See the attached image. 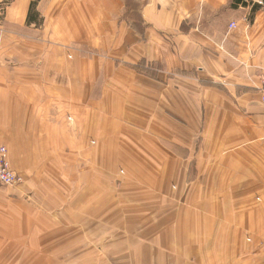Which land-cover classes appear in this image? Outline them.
<instances>
[{"label":"crops","instance_id":"0c3cea01","mask_svg":"<svg viewBox=\"0 0 264 264\" xmlns=\"http://www.w3.org/2000/svg\"><path fill=\"white\" fill-rule=\"evenodd\" d=\"M230 1L42 0L0 37V264H264V8Z\"/></svg>","mask_w":264,"mask_h":264},{"label":"trees","instance_id":"16d2710c","mask_svg":"<svg viewBox=\"0 0 264 264\" xmlns=\"http://www.w3.org/2000/svg\"><path fill=\"white\" fill-rule=\"evenodd\" d=\"M15 0H0V11H6L7 7L12 4V2ZM42 0H30V6H29V12L27 16V25H36L41 27L44 23V18L41 16V14L38 11L39 4ZM228 8L232 10H238L240 8H251V18L250 20L253 21L254 16L257 12L262 10L264 8V0H231L229 2ZM127 17L134 20L135 23H132L133 28L139 32L140 34H143L144 28H143V22L138 21L137 17L133 15L132 13H127ZM154 65V64H153ZM147 61L142 60L139 62L138 65L132 66L133 69L138 71L139 73L145 74L150 77L155 76V72L152 70L154 68H157V66H153ZM205 85L214 86L218 88H222L221 85L214 84L211 81H201ZM197 177V170L195 168V162H192L190 166V170L188 173L187 181L193 182Z\"/></svg>","mask_w":264,"mask_h":264},{"label":"rangeland","instance_id":"374dc122","mask_svg":"<svg viewBox=\"0 0 264 264\" xmlns=\"http://www.w3.org/2000/svg\"><path fill=\"white\" fill-rule=\"evenodd\" d=\"M26 0H15L12 2L11 5H9L6 9V11H0V26H1V34L0 37H6V38H11L14 36H17L15 33L20 32L21 36L26 37L29 40H38V38H43L45 37V25L44 27H39V26H19L15 25L12 21L13 15L18 13V10L21 11V8L23 10V5H25ZM30 2V0H29ZM30 6V4H29ZM12 11V12H11ZM13 11H16V13H13ZM230 9V13H231ZM16 16V15H15ZM20 18V17H19ZM18 18V19H19ZM17 20V18H15ZM225 20H227V14L225 13H220L218 16H216V22L218 24H224ZM19 37V36H18ZM10 189V188H9ZM14 189V188H11Z\"/></svg>","mask_w":264,"mask_h":264},{"label":"built area","instance_id":"2783aa9c","mask_svg":"<svg viewBox=\"0 0 264 264\" xmlns=\"http://www.w3.org/2000/svg\"><path fill=\"white\" fill-rule=\"evenodd\" d=\"M236 24H231L233 29ZM257 93L260 96V102L264 105V76L261 84L257 87ZM24 182L23 178L13 169L9 161V150L6 146L0 145V186L6 188H17Z\"/></svg>","mask_w":264,"mask_h":264}]
</instances>
